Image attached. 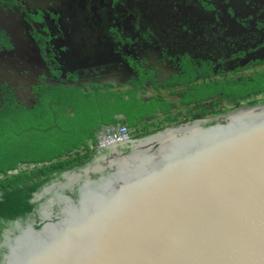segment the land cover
I'll return each mask as SVG.
<instances>
[{
    "label": "flooded vegetation",
    "instance_id": "flooded-vegetation-1",
    "mask_svg": "<svg viewBox=\"0 0 264 264\" xmlns=\"http://www.w3.org/2000/svg\"><path fill=\"white\" fill-rule=\"evenodd\" d=\"M263 97L264 0H0V125L23 155L49 130L69 143L73 125L63 122L90 106L101 115L96 135L62 158L90 155L38 192L87 165L99 176L109 169L103 156L136 138L209 117L206 125ZM123 124L130 139L101 143ZM45 191L31 198L36 222Z\"/></svg>",
    "mask_w": 264,
    "mask_h": 264
},
{
    "label": "water",
    "instance_id": "water-1",
    "mask_svg": "<svg viewBox=\"0 0 264 264\" xmlns=\"http://www.w3.org/2000/svg\"><path fill=\"white\" fill-rule=\"evenodd\" d=\"M222 116L136 138L97 177L87 165L46 184L41 220L3 230L0 264H264V102Z\"/></svg>",
    "mask_w": 264,
    "mask_h": 264
},
{
    "label": "trees",
    "instance_id": "trees-1",
    "mask_svg": "<svg viewBox=\"0 0 264 264\" xmlns=\"http://www.w3.org/2000/svg\"><path fill=\"white\" fill-rule=\"evenodd\" d=\"M264 101V97L260 99ZM85 109L80 115L73 117V127L68 141L66 138H56L54 141H42L36 143L28 149L29 155H23L24 148L15 145V134L8 130L9 123L0 125V240L3 229L8 227L10 222L17 218H26L33 210L36 202L31 198L34 192L45 182L53 180L58 173L66 168H70L87 158L90 153L74 154L67 158H62L64 148H73L80 142L86 141L88 137L96 135L99 127L101 115L93 109ZM227 109V108H225ZM224 110L222 108L218 111ZM6 131L11 132L7 134ZM67 144V145H66ZM19 160L33 161L36 166L32 169H22L8 174L10 169H14ZM43 162L42 165H37Z\"/></svg>",
    "mask_w": 264,
    "mask_h": 264
},
{
    "label": "built area",
    "instance_id": "built-area-1",
    "mask_svg": "<svg viewBox=\"0 0 264 264\" xmlns=\"http://www.w3.org/2000/svg\"><path fill=\"white\" fill-rule=\"evenodd\" d=\"M130 138L131 134L129 133V129L127 125L123 124L117 128H108L104 137L101 139V143H104L105 141H122Z\"/></svg>",
    "mask_w": 264,
    "mask_h": 264
},
{
    "label": "rangeland",
    "instance_id": "rangeland-1",
    "mask_svg": "<svg viewBox=\"0 0 264 264\" xmlns=\"http://www.w3.org/2000/svg\"><path fill=\"white\" fill-rule=\"evenodd\" d=\"M92 109H94V108H92ZM72 121L73 120H70V118H69V119H66L65 122H63L65 124V126H66V129H70L71 128V126L73 125V122ZM6 133L7 134H11V132H9V131H6ZM62 133H63V131L49 130L47 133L42 134V136H40V137H43V138H45V140L47 139L48 141H50V140H53V139L58 138L59 136L62 135ZM68 134L69 133H67V135Z\"/></svg>",
    "mask_w": 264,
    "mask_h": 264
}]
</instances>
